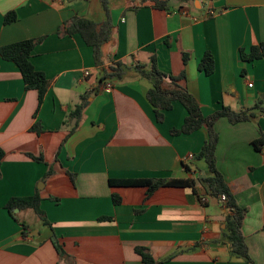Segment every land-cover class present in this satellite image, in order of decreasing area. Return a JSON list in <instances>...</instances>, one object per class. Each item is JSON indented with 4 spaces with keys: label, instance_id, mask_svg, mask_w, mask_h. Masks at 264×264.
<instances>
[{
    "label": "crops",
    "instance_id": "0c3cea01",
    "mask_svg": "<svg viewBox=\"0 0 264 264\" xmlns=\"http://www.w3.org/2000/svg\"><path fill=\"white\" fill-rule=\"evenodd\" d=\"M157 1L106 0L111 35L97 67L92 48L63 25L75 17L102 23L101 0H0V47L40 39L30 62L48 82L38 106L17 66L0 57V264H140L136 248L159 264H249L223 239L225 204L198 182L195 191L160 187L150 195L109 183L195 181L206 171L202 160L188 161L189 172L182 164L200 151L207 130L174 135L187 115L178 101L157 120L151 85L135 66L148 68L154 57L159 71L184 73L203 117L264 100V59L240 58L264 43V0ZM12 11L16 20L4 24ZM205 53L210 75L198 69ZM115 62L127 66L121 78L100 81V70ZM214 131L216 169L246 210L241 230L251 263L264 264V146H253L264 115L236 124L219 118ZM35 194L46 222L32 209L15 211L17 221L9 215L10 199ZM28 210L42 228L30 226L27 214L19 218Z\"/></svg>",
    "mask_w": 264,
    "mask_h": 264
},
{
    "label": "trees",
    "instance_id": "16d2710c",
    "mask_svg": "<svg viewBox=\"0 0 264 264\" xmlns=\"http://www.w3.org/2000/svg\"><path fill=\"white\" fill-rule=\"evenodd\" d=\"M158 4L157 0H154ZM103 9L106 12V19L102 23H95L91 20L83 18H73L64 23L63 31L68 35L79 34L84 43L92 48L93 58L97 67H100L102 61L101 47L107 43L111 35V24L108 18V8L106 0H101ZM16 20L15 13L9 12L4 16V24H9ZM60 31V28H59ZM40 39H30L19 41L7 46L0 47V57L3 60L13 62L22 76L25 88L27 90H34L37 93L38 106L42 103L43 98L47 92L48 82L43 73L36 71L30 62L31 54L39 43ZM240 58L245 62H252L254 60L264 59V43L252 46L248 53L240 51ZM186 55L183 56L185 62ZM127 66L121 62H115L107 69H101L102 81L106 76L109 78H121ZM198 69L204 72L205 75H210L214 69L213 58L209 53H205L200 60ZM137 73L146 79L151 85L147 92V100L155 110L157 120L162 119V110H170L173 101H178L184 107L187 115L179 129L173 130L174 135L190 134L194 131L204 127L207 130V139L202 145L200 151L195 155L196 160H202L205 164L206 171L204 175H198L194 180H151V179H136V180H112L111 184L131 186V187H144L146 194L150 195L160 187H189L195 191V183L198 182L208 192L210 196H216L220 199L221 196L225 197V207L229 209L225 216V230L223 232V239L229 244L231 253L249 264L251 259L248 255V250L244 242L242 234V223L246 215V210L239 208L232 195L230 194L227 185L224 182L222 175L216 169L215 150L217 145V134L214 131V123L219 118H226L229 123L236 124L243 121L254 119L257 115H264V100H258L251 108L234 112L227 107L214 112L213 114L203 117L200 112L198 101L188 92L182 81L185 79L184 73L178 76L165 74L158 70L155 58L152 57L148 68L144 66H135ZM80 107L74 112L75 117L78 118ZM36 129L33 127V130ZM261 140L254 141L253 146L255 149L260 150L264 146V135L260 137ZM3 157V152L0 149V160ZM183 169L187 172L190 171V166L186 163L182 164ZM51 171L47 172V176ZM114 203L117 204L118 200L113 198ZM40 197L35 194L26 198H12L10 199L5 208L9 215L16 221L15 209H32L34 213L43 219L42 211L39 209ZM21 226L26 228L25 225ZM55 249L62 254V251L56 243ZM136 253L140 256V264H159L155 261L149 251L145 248H136Z\"/></svg>",
    "mask_w": 264,
    "mask_h": 264
},
{
    "label": "rangeland",
    "instance_id": "374dc122",
    "mask_svg": "<svg viewBox=\"0 0 264 264\" xmlns=\"http://www.w3.org/2000/svg\"><path fill=\"white\" fill-rule=\"evenodd\" d=\"M14 212H15V210H14ZM25 214H27L26 215V218H27L26 221L28 222V224L30 226H33L34 229H36V230L42 228V223H41L40 219H38V217L31 210H28L26 213L23 212V213L19 214L20 215L19 218L20 219H21V217L24 218Z\"/></svg>",
    "mask_w": 264,
    "mask_h": 264
},
{
    "label": "built area",
    "instance_id": "2783aa9c",
    "mask_svg": "<svg viewBox=\"0 0 264 264\" xmlns=\"http://www.w3.org/2000/svg\"><path fill=\"white\" fill-rule=\"evenodd\" d=\"M209 15H210V16L213 15V12H209ZM84 74H85V75H88V73H87L86 71L84 72ZM247 86H248V87H251L252 84H251V83H248ZM104 89H105V90H110V89H111V85H110V84H106V85L104 86ZM193 157H194V156H193L192 154L187 155L186 159L184 160V163H187L188 161H191V160L193 159ZM220 200L225 204V197H224V196H221V197H220ZM227 210L229 211V209H227Z\"/></svg>",
    "mask_w": 264,
    "mask_h": 264
},
{
    "label": "water",
    "instance_id": "95a60500",
    "mask_svg": "<svg viewBox=\"0 0 264 264\" xmlns=\"http://www.w3.org/2000/svg\"><path fill=\"white\" fill-rule=\"evenodd\" d=\"M15 211L17 212V211H18V209H15Z\"/></svg>",
    "mask_w": 264,
    "mask_h": 264
}]
</instances>
